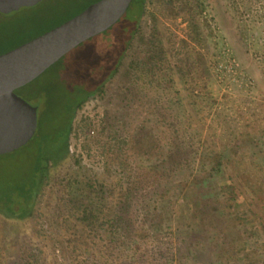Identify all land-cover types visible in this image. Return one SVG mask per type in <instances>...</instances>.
I'll return each mask as SVG.
<instances>
[{"label":"rangeland","instance_id":"rangeland-1","mask_svg":"<svg viewBox=\"0 0 264 264\" xmlns=\"http://www.w3.org/2000/svg\"><path fill=\"white\" fill-rule=\"evenodd\" d=\"M94 1L40 0L34 7L0 12V51L56 26ZM135 2L110 33L82 43L24 88L16 89L18 96L35 107L36 129L24 145L0 154V199L21 201L23 193L35 186L41 152L65 132L68 111L63 104L75 96L72 89L80 81L100 76L110 67L108 55L118 51L134 31L138 19ZM206 2L205 20L200 24L204 33L211 34L196 48L199 54L188 60L175 61L168 42L169 35L172 39L174 35L185 37L187 22L183 17L164 20L158 16L154 26L148 6L140 19L134 46L149 44L155 30L162 35L170 71L161 82V101L176 109L177 127L190 145L191 159L190 167H183L176 179L179 183L186 176L189 191L178 187L167 196L155 193L147 196L146 203L151 210H158L163 229L177 230V237L171 236L178 247L173 264H264V60L260 56L264 19L259 6L264 0ZM228 56L238 64L236 74L224 71ZM127 62L126 57L120 74L107 82L103 96L91 98L77 110L72 125L86 116L97 126L103 121L125 134L133 135L144 127L156 136V143L147 155L137 149L132 153L133 167L142 171L148 165L164 163L170 140L153 114L156 103L149 93L138 89L134 77L122 75ZM38 92L41 94L36 98ZM81 140L82 136L70 135L69 146L76 159L64 163L62 174L74 165L75 175L81 179L102 178L104 156L95 144L83 149ZM135 143L131 138L130 144ZM234 143L240 145L231 150ZM200 177V184L193 183ZM206 183L205 189L202 184ZM229 191L235 200L228 201ZM193 192L206 203L204 216L199 210L194 217L190 215L189 193ZM240 201L243 205L236 208ZM227 203L231 206L224 207ZM47 223H37L35 229L51 230ZM187 231L192 233L189 240ZM11 233L3 253L10 263L18 261L16 256L24 246L12 243ZM169 242L167 235L154 237L146 249L162 260L170 249Z\"/></svg>","mask_w":264,"mask_h":264},{"label":"trees","instance_id":"trees-1","mask_svg":"<svg viewBox=\"0 0 264 264\" xmlns=\"http://www.w3.org/2000/svg\"><path fill=\"white\" fill-rule=\"evenodd\" d=\"M135 3L139 16L145 13L146 7H151L152 11L149 14L154 26L158 16L164 20H176L180 17L186 20L185 37L174 35L172 39L171 35L168 36L175 61L188 60L193 54H199L196 48L202 47L207 35L211 34L204 33L200 24V21L205 20L206 0H136ZM259 6L261 18L264 19V4L261 3ZM115 24L82 43L96 41L99 35L110 33ZM139 29L140 24L137 22L132 35L123 46L112 55H108L107 59L111 57V60L107 71L102 70L100 76L80 81L72 89L75 96L62 106L68 111L65 132L41 152L35 186L23 193L21 201L0 199V216L9 225L29 230L30 219L32 220L34 208L37 206V195L40 194L41 188L49 185L54 179L53 171H57L58 176L63 175L71 134L74 138L82 136L83 149L88 150L91 144L97 146L104 156L102 178L90 181L81 179L78 175L73 176L70 172L67 173L68 171L64 172L67 182L63 188L65 197L61 198L62 203L47 223L51 230L43 227L35 229L32 241L22 247V251L16 256L18 261L12 263L6 260L7 255L3 256L5 244L0 237V264H173L174 258L176 259L178 247L171 241L173 238L171 236L177 237V230L161 227L158 210H155V207L151 210L146 198L155 193L162 196L170 195L173 193L172 190L178 187L183 192L188 190L186 176H183L182 181L180 178L179 183L176 179L183 167H190L191 159L188 156L190 145L179 133L176 109L171 103L161 101L163 95L161 82L170 71L162 35L155 30L149 44L142 48L139 45L136 47L133 43L138 38ZM24 41L14 43L0 53ZM260 56L264 60V46ZM126 57L128 62L122 75H131L138 89H144L149 93L150 98L157 104L153 106V114L161 124L162 132L170 140L168 156L164 163L148 165L142 171L133 167L131 155L135 149L147 155L156 143V136L144 127L140 126L133 135L125 134L119 127L115 130L112 125L103 121L97 126L86 116L80 117L76 124L72 125L77 110L89 97L95 94L103 96L105 84L116 74H120ZM167 80H170V77H167ZM40 94L35 93L36 98ZM131 138H135L136 143L133 145L130 144ZM235 145L240 144L234 143L230 149ZM203 162H200L202 171ZM202 179L197 178L193 183L200 184ZM202 186L206 189L208 183ZM229 193L231 198L228 201L235 200V194H232V191ZM189 196L192 203L190 215L194 217L199 210L204 216L206 203L204 204L202 198L194 192L192 195L189 193ZM242 205L240 201L236 203V208ZM230 206L231 204L227 203L224 207ZM175 217L177 219L179 216L175 214ZM218 221L221 222L220 219ZM186 233L189 240L192 233L190 231ZM164 235L169 238L170 249L161 260L156 257L155 252H148L146 245L152 243L154 237Z\"/></svg>","mask_w":264,"mask_h":264},{"label":"water","instance_id":"water-1","mask_svg":"<svg viewBox=\"0 0 264 264\" xmlns=\"http://www.w3.org/2000/svg\"><path fill=\"white\" fill-rule=\"evenodd\" d=\"M40 0H0L8 13ZM132 0H96L81 11L0 53V154L24 145L36 129V109L15 93L83 41L107 30Z\"/></svg>","mask_w":264,"mask_h":264},{"label":"flooded vegetation","instance_id":"flooded-vegetation-1","mask_svg":"<svg viewBox=\"0 0 264 264\" xmlns=\"http://www.w3.org/2000/svg\"><path fill=\"white\" fill-rule=\"evenodd\" d=\"M40 2V1H39ZM39 2H37L36 4L32 5V6H23V7H34L36 6ZM137 8V5H136ZM19 9V8H18ZM138 11V10H137ZM138 14V12H137ZM142 15H137L138 19L137 22L140 23V19H141ZM33 38V37H31ZM29 38V39H31ZM27 39V40H29ZM26 40V41H27ZM25 42V41H24ZM107 84H105L104 87V91L106 90ZM100 95V94H99ZM98 94L93 95L92 97H89V99H87L85 102H87L88 100H90L93 97H98ZM84 102V103H85ZM69 159H76L75 156H73L72 151L70 149V146L68 148V152L65 155V160L68 161ZM71 170L68 171L67 173H71L73 176L75 175L74 172V165H70ZM52 176H54V179L50 182L49 185H44L41 190H40V194L37 195V206L34 208L33 214H32V220L30 219L32 225L29 227V230H24L21 229L19 227H15L14 225H7V222L4 220L3 217H1V221H0V235L3 236V242L5 243V240L7 239V236L9 235L8 233H10V231H12L13 233H11L13 236L9 237L12 239V243H20V245H25L29 242L32 241V239L34 238V231H35V225L38 223H47V221L49 222L52 218L53 215L55 214L54 212L56 211V209L60 206V204L62 203L61 198L64 196L65 194L63 193V188L64 185H66V175L63 174L62 176H58L57 175V171H53L52 172ZM62 179V181H61ZM69 192V190L67 191ZM69 197V196H68ZM41 198V201H40ZM26 231V232H25Z\"/></svg>","mask_w":264,"mask_h":264},{"label":"built area","instance_id":"built-area-1","mask_svg":"<svg viewBox=\"0 0 264 264\" xmlns=\"http://www.w3.org/2000/svg\"><path fill=\"white\" fill-rule=\"evenodd\" d=\"M224 63H225L224 71L231 72L232 75L236 74L237 68H238V64L236 63L234 58L228 56Z\"/></svg>","mask_w":264,"mask_h":264}]
</instances>
